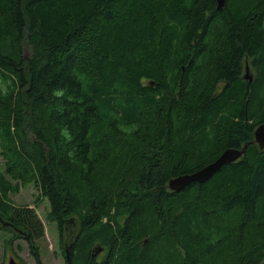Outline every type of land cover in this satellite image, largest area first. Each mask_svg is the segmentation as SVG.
Segmentation results:
<instances>
[{"label": "trees", "instance_id": "obj_1", "mask_svg": "<svg viewBox=\"0 0 264 264\" xmlns=\"http://www.w3.org/2000/svg\"><path fill=\"white\" fill-rule=\"evenodd\" d=\"M262 122L264 0H0L6 250L22 237L42 264L39 219L9 199L31 180L75 224L65 264H261Z\"/></svg>", "mask_w": 264, "mask_h": 264}, {"label": "rangeland", "instance_id": "obj_2", "mask_svg": "<svg viewBox=\"0 0 264 264\" xmlns=\"http://www.w3.org/2000/svg\"><path fill=\"white\" fill-rule=\"evenodd\" d=\"M247 64H245L246 66ZM248 75H254L255 71L247 65ZM245 72V71H244ZM243 72V74H244ZM97 166H100L97 164ZM99 172L96 176L103 180L106 175L105 170L98 167ZM18 191L9 193V199L16 206H27L35 212L39 219L42 231L35 238L38 244L40 262L42 264H65V242L70 241V234H73L75 224L69 222L70 217L64 222L63 232L58 229L57 224L51 219L49 211L50 205L48 200L40 193L39 188L30 180L24 183H18ZM228 221V217L221 216ZM6 232L0 231V264H8L9 259L14 258L16 264H37L34 255L31 253L28 243L24 238L18 237L12 243L10 250L3 246Z\"/></svg>", "mask_w": 264, "mask_h": 264}, {"label": "water", "instance_id": "obj_3", "mask_svg": "<svg viewBox=\"0 0 264 264\" xmlns=\"http://www.w3.org/2000/svg\"><path fill=\"white\" fill-rule=\"evenodd\" d=\"M216 1V9H221L225 5L226 0H215ZM245 79L251 80V75H248V69L247 65L245 66V72L242 74ZM254 140L258 144V146L261 149H264V122L257 125V127L254 130ZM246 148V144H244L241 148H226L221 154L215 158L213 161L209 162L205 166L201 167L200 169L192 172V173H185L178 175L176 177L171 178L168 181V188L172 191L179 192L183 190L186 186H188L190 183L197 182V183H204L209 178H211L215 173H217L223 166L227 164H232V162L238 160L244 153ZM69 222H73L72 218L69 220ZM74 233V231H73ZM73 235V234H72ZM72 235L70 234V237L72 238ZM68 242L66 240V255L68 254V247L71 242ZM147 239H145V242ZM100 250H97L99 252ZM8 264H16L14 258H10ZM264 264V261L261 263Z\"/></svg>", "mask_w": 264, "mask_h": 264}, {"label": "flooded vegetation", "instance_id": "obj_4", "mask_svg": "<svg viewBox=\"0 0 264 264\" xmlns=\"http://www.w3.org/2000/svg\"><path fill=\"white\" fill-rule=\"evenodd\" d=\"M215 7H216V1H215ZM222 9V8H221ZM221 9H217V10H221ZM245 71V64H244V67H243V70H242V74L243 72ZM241 74V75H242ZM253 77V75H251ZM244 78V77H243ZM245 79V78H244ZM246 80V79H245ZM249 80V79H248ZM250 81V80H249ZM220 88H222V85L218 88L220 90Z\"/></svg>", "mask_w": 264, "mask_h": 264}, {"label": "bare ground", "instance_id": "obj_5", "mask_svg": "<svg viewBox=\"0 0 264 264\" xmlns=\"http://www.w3.org/2000/svg\"><path fill=\"white\" fill-rule=\"evenodd\" d=\"M75 230V229H74Z\"/></svg>", "mask_w": 264, "mask_h": 264}]
</instances>
